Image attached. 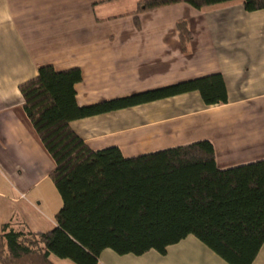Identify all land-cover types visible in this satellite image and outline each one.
<instances>
[{
	"label": "crops",
	"instance_id": "1",
	"mask_svg": "<svg viewBox=\"0 0 264 264\" xmlns=\"http://www.w3.org/2000/svg\"><path fill=\"white\" fill-rule=\"evenodd\" d=\"M139 1L0 0V228L51 230L63 205L50 177L56 162L20 89L44 65L82 70L81 106L220 73L226 104L206 106L195 91L78 119L71 127L90 148L116 146L128 158L209 140L221 169L264 160V9L247 12L236 0L136 15ZM179 20L192 33L187 52ZM98 264L228 263L189 235L165 254L105 249ZM253 264H264V245Z\"/></svg>",
	"mask_w": 264,
	"mask_h": 264
},
{
	"label": "trees",
	"instance_id": "2",
	"mask_svg": "<svg viewBox=\"0 0 264 264\" xmlns=\"http://www.w3.org/2000/svg\"><path fill=\"white\" fill-rule=\"evenodd\" d=\"M234 0H140L133 14L186 3L198 10ZM264 9V0H242ZM138 20V18H136ZM138 24V22H137ZM183 51L192 33L177 22ZM78 67L39 68L23 84L25 111L56 162L51 179L63 205L48 231L0 228V264H55L54 255L76 264H98L105 249L120 255L161 254L196 236L228 264H253L264 245V160L221 169L209 140L125 157L116 147L90 148L71 122L141 104L199 92L206 106L228 103L223 75L105 100L77 102Z\"/></svg>",
	"mask_w": 264,
	"mask_h": 264
},
{
	"label": "rangeland",
	"instance_id": "3",
	"mask_svg": "<svg viewBox=\"0 0 264 264\" xmlns=\"http://www.w3.org/2000/svg\"><path fill=\"white\" fill-rule=\"evenodd\" d=\"M236 1V0H234ZM241 1V0H239ZM129 2V1H128ZM232 2V1H231ZM156 251V250H155ZM158 252V251H157ZM57 264H76L75 262L71 261L70 259H57Z\"/></svg>",
	"mask_w": 264,
	"mask_h": 264
}]
</instances>
